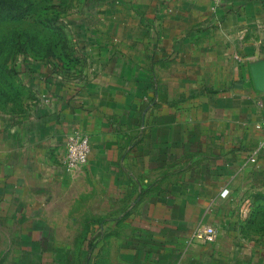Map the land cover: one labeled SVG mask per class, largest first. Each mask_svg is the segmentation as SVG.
Returning <instances> with one entry per match:
<instances>
[{
  "label": "crops",
  "instance_id": "0c3cea01",
  "mask_svg": "<svg viewBox=\"0 0 264 264\" xmlns=\"http://www.w3.org/2000/svg\"><path fill=\"white\" fill-rule=\"evenodd\" d=\"M72 29L81 62L0 110V247L33 248L0 264H264V0H84Z\"/></svg>",
  "mask_w": 264,
  "mask_h": 264
},
{
  "label": "rangeland",
  "instance_id": "374dc122",
  "mask_svg": "<svg viewBox=\"0 0 264 264\" xmlns=\"http://www.w3.org/2000/svg\"><path fill=\"white\" fill-rule=\"evenodd\" d=\"M18 1L19 8H23L21 12L0 15V110L3 111L25 105L28 92L19 69L36 63L70 69L81 62L72 27L79 19L84 0ZM92 235L90 261L97 252V231H92ZM85 248H74V254H82ZM52 249L42 247L41 253L50 254ZM23 254H33V248L0 247V256L5 260Z\"/></svg>",
  "mask_w": 264,
  "mask_h": 264
},
{
  "label": "built area",
  "instance_id": "2783aa9c",
  "mask_svg": "<svg viewBox=\"0 0 264 264\" xmlns=\"http://www.w3.org/2000/svg\"><path fill=\"white\" fill-rule=\"evenodd\" d=\"M215 6H218L223 0H211ZM260 127L263 131V140L261 147L264 148V119ZM67 165L70 169L77 170L86 165L90 153V140L88 135L81 131L75 130L68 136L67 148ZM218 232L210 224L202 225L195 233V239L200 243H211L216 240Z\"/></svg>",
  "mask_w": 264,
  "mask_h": 264
},
{
  "label": "trees",
  "instance_id": "16d2710c",
  "mask_svg": "<svg viewBox=\"0 0 264 264\" xmlns=\"http://www.w3.org/2000/svg\"><path fill=\"white\" fill-rule=\"evenodd\" d=\"M18 9L16 8V6ZM21 7L20 3L18 0H0V15H6L10 11H17L21 12L23 8Z\"/></svg>",
  "mask_w": 264,
  "mask_h": 264
},
{
  "label": "clouds",
  "instance_id": "9594fccd",
  "mask_svg": "<svg viewBox=\"0 0 264 264\" xmlns=\"http://www.w3.org/2000/svg\"><path fill=\"white\" fill-rule=\"evenodd\" d=\"M259 127V126H258ZM225 195H226V193H225Z\"/></svg>",
  "mask_w": 264,
  "mask_h": 264
}]
</instances>
